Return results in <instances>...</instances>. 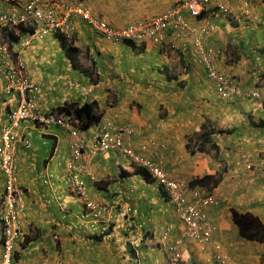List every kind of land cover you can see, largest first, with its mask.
Segmentation results:
<instances>
[{"label":"crops","instance_id":"1","mask_svg":"<svg viewBox=\"0 0 264 264\" xmlns=\"http://www.w3.org/2000/svg\"><path fill=\"white\" fill-rule=\"evenodd\" d=\"M84 1L94 15L122 28L159 16L183 0ZM25 2L0 0V5L11 9ZM213 5L212 16L186 18L192 27L207 20L215 27L202 42L226 53L220 65L236 76L241 95L230 101L218 97L197 59L195 37L188 32H172L161 45L148 41L134 48L105 41L80 17H73L77 31L72 42L80 65L91 71L89 77L73 67L60 39L53 36L41 38L33 30L21 35L11 49L39 87L31 99L41 111H55L66 102H96L98 112L109 115L117 126L133 127L128 136L133 150L151 153L158 163L162 154V168L170 178L190 182L223 171L215 190H221L228 203L208 210L213 239L222 245L228 264H264V244L244 240L230 212L232 207L250 212L264 223V177L249 180L250 163L245 160L249 153L264 163V126L259 124L264 122V0H214ZM217 5L232 14L216 11ZM6 85L0 72V145L20 98L18 90L9 93ZM255 92L262 93L260 98L251 95ZM208 122L224 132L212 142L217 148L211 143L207 152L192 153L187 145L194 147L197 133ZM229 131H235L232 137ZM95 132L92 128L83 133L86 154L73 170L67 130L31 123L18 129L14 148L24 190L23 236L13 264H219L212 247L203 250L192 241L172 250L171 242L184 231L174 205L156 183L122 175L132 172L133 166L119 152L96 151ZM223 166L228 171L221 170ZM73 174L87 187V205L71 190ZM4 184L0 170V199ZM91 205L96 209L101 205L102 211ZM169 228L171 242L168 239L165 245L162 237ZM2 238L0 222V261Z\"/></svg>","mask_w":264,"mask_h":264},{"label":"built area","instance_id":"2","mask_svg":"<svg viewBox=\"0 0 264 264\" xmlns=\"http://www.w3.org/2000/svg\"><path fill=\"white\" fill-rule=\"evenodd\" d=\"M212 1L185 0L161 16L140 20L124 28H112L105 20L94 16L83 1L28 0L11 9H4L0 6V33L7 28L32 26L37 28V33L41 38L48 35L70 37L76 30L73 22V17L76 16L83 18L104 39L114 43L120 40H130L136 43L151 40L161 44L169 32H188L195 37V44L201 54V62L206 66L210 80L215 81L218 96L222 100H231L239 94V91L233 75L219 66L222 52L207 48L202 42L203 37L209 30H214V27L208 20L203 21V25L199 28L192 27L185 18V13L192 18L201 17L204 12L210 10ZM0 72L6 80L7 91L18 90L20 92V105L11 113L9 126L3 131L0 145V169L6 179L5 194L1 203L4 255L0 264H12L16 243L22 236L20 218L23 211V193L20 189L14 148V141L18 138L16 130L26 121L35 125H60L67 129L73 137L71 150L76 160L82 157L85 145L73 117L65 114L45 115L36 109L33 102L28 99V95L37 92V86L25 74L22 59L15 57L10 48L2 42H0ZM251 95L260 97L259 92ZM105 121L106 124L101 126L95 137V146L100 150L115 149L131 162L148 168L177 203L178 213L186 226L184 236L202 245L210 243L211 230L202 208L214 204L215 201L208 198L198 204L188 203L179 183L169 180L159 167L152 165L145 157L135 154L125 144V136L128 137L132 133L131 127L116 129L108 117ZM259 172L263 174L264 170L260 169ZM71 190L79 196H86V188L76 174L71 178ZM217 259L225 263V256L220 253Z\"/></svg>","mask_w":264,"mask_h":264},{"label":"clouds","instance_id":"3","mask_svg":"<svg viewBox=\"0 0 264 264\" xmlns=\"http://www.w3.org/2000/svg\"><path fill=\"white\" fill-rule=\"evenodd\" d=\"M28 0H26V2H27ZM52 1H54V0H52ZM67 1V0H66ZM79 1H83L84 3H85V1L84 0H76V1H68V2H79ZM185 0H183L182 2H184ZM25 2V3H26ZM181 2V3H182ZM180 3V4H181ZM213 3H214V0L212 1V5H211V8H210V10H208V11H206V12H204L203 13V15L201 16V17H199V18H194V19H197V20H202V18H203V16L204 15H206V14H209L210 16H212L213 15V12H214V5H213ZM24 4V3H23ZM86 5V4H85ZM177 5H179V4H177ZM176 5V6H177ZM1 6V5H0ZM87 6V5H86ZM176 6H174L173 8H175ZM88 7V6H87ZM173 8H171V9H173ZM243 8H244V10L247 12L246 14H250L249 12H250V10H249V5H248V3H244L243 4ZM90 9V8H89ZM171 9H169V10H171ZM91 10V9H90ZM169 10H167V11H169ZM166 11V12H167ZM216 11H220V12H223V11H226V12H228L229 13V15H231L232 14V12H231V10L230 9H227L225 6H221V5H217L216 6ZM165 12V13H166ZM93 13V12H92ZM165 13H163V14H165ZM163 14H161V15H163ZM94 15V14H93ZM161 15H159V16H161ZM186 15H188L187 13H185V18H186ZM94 16H96V15H94ZM189 16V15H188ZM76 17H80V16H76ZM97 17V16H96ZM156 17H158V16H156ZM81 18V17H80ZM98 19H102V18H99V17H97ZM151 18H155V17H147V18H143V19H140V20H144V19H151ZM192 18V17H191ZM82 20H83V18H81ZM187 19V18H186ZM102 20H105V19H102ZM140 20H137V21H140ZM84 22H86L85 20H83ZM109 25H110V27H112V28H118V27H116V26H113L112 24H110L107 20H105ZM137 21H135V22H137ZM135 22H133V23H131V24H134ZM87 23V22H86ZM211 23V22H210ZM75 24V23H74ZM88 24V23H87ZM131 24H129V25H131ZM212 24V23H211ZM89 25V24H88ZM129 25H127V26H129ZM75 26H76V30H75V32H74V34L73 35H71L70 37H67V36H65V35H55V36H53V35H48V36H53V37H55V38H58L57 36H63V37H65L67 40H69V41H72V39H73V37H74V35H75V33H76V31H77V25L75 24ZM90 26V25H89ZM127 26H125V27H127ZM212 26H213V24H212ZM20 26H17V27H14V28H19ZM22 27H25V26H22ZM91 27V26H90ZM214 27V26H213ZM25 28H30V29H32V30H35L36 31V34L39 36V34L37 33V28L36 27H32V26H27V27H25ZM122 28H124V27H122ZM13 28H7V30H12ZM214 29H215V27H214ZM3 30H6V29H3ZM3 30L1 31V33H0V42H2V43H4V44H6L9 48H10V50L12 51V49H11V46H9L7 43H6V41L4 40V38H3V36H2V32H3ZM94 31V30H93ZM96 32V31H95ZM97 33V32H96ZM172 32H169L168 33V35L169 34H171ZM98 34V33H97ZM102 39H104L100 34H98ZM167 35V36H168ZM40 37V36H39ZM45 37H47V36H45ZM45 37H43V38H45ZM105 41H107L106 39H104ZM166 40V39H165ZM148 41H151V40H147V41H144V42H141V43H136V42H133V41H130V40H120V41H117V42H115V43H125V44H128L129 46H131V47H134V48H137L138 46H140V45H142L143 43H145V42H148ZM109 42V41H108ZM151 42H153V43H155L154 41H151ZM165 42V41H164ZM163 42V43H164ZM111 43H114V42H111ZM163 43H161V44H163ZM155 44H157V43H155ZM161 44H158V45H161ZM205 47H207V46H205ZM211 49H214L215 51H220V52H222V56H221V58H220V60L219 61H221V60H224V58H226V53L225 52H223L222 50H220V49H217V48H213V47H211ZM13 53V52H12ZM13 55H14V53H13ZM15 56V55H14ZM15 57H17V56H15ZM198 59V61L200 62V64L204 67V69L205 70H207V68H206V66L201 62V59H200V53H199V57L197 58ZM24 64V63H23ZM219 66H221L220 65V62H219ZM24 69H25V67H24ZM227 70V69H226ZM227 72L228 73H230L231 75H233V77H235V75L232 73V72H230L229 70H227ZM25 74L27 75V73H26V70H25ZM206 74H207V77H208V79L210 80V78H209V76H208V70H207V72H206ZM28 77V76H27ZM29 78V77H28ZM30 81H31V79H29ZM236 80V79H235ZM211 81V80H210ZM33 82V81H32ZM236 82V86H237V88H238V84H237V80L235 81ZM34 83V82H33ZM35 84V83H34ZM36 85V84H35ZM37 86V85H36ZM214 87H215V85H214ZM37 88H38V91L37 92H34V93H32V94H29L28 95V99L29 100H31L32 101V99H31V96L32 95H34V94H37V93H39V87L37 86ZM215 90H216V87H215ZM14 91H17V90H14ZM238 91H239V94L237 95V96H235L233 99H231V100H234V99H236V98H238V97H240L241 95H240V90H239V88H238ZM13 92V91H12ZM9 93H11V92H9ZM20 93V92H19ZM216 93H217V91H216ZM20 95V94H19ZM218 95V94H217ZM240 95V96H239ZM262 95V93L260 94V96ZM260 98V97H259ZM222 101H230V100H222ZM33 102V101H32ZM33 104L35 105V103L33 102ZM20 105V98H19V104H18V106ZM18 106L14 109V111L18 108ZM35 107H36V109L37 110H39V111H41V109L39 108V107H37V105H35ZM14 111H12L11 113H13ZM43 114H45V115H50V114H56V115H60V114H65V115H67V116H70V117H73L74 118V116H72V115H69V114H67V113H64V112H57V111H51V112H46V111H41ZM11 113H10V115H11ZM101 114V113H100ZM109 118V120H110V122H112L113 123V125L115 126V128L116 129H121V128H127V127H131L132 128V130H133V127L132 126H127V127H119V126H117L116 124H115V122L109 117V115L107 116V114H102V120L96 125V126H94L93 128H95L96 129V132H95V134H94V137H93V147H94V149L96 150V151H112V150H114V151H117V150H115V149H109V150H100L97 146H95V137L97 136V134L99 133V130H100V128H101V126H103V125H105L106 124V121H105V119L106 118ZM75 120V119H74ZM9 123H10V117H9ZM23 123H31V122H23ZM22 123V124H23ZM75 123V125L77 126V129L80 131V133H81V136L83 135V133H85V132H82L81 131V129L79 128V124H77L76 122H74ZM21 124V125H22ZM31 124H33V123H31ZM33 125H35V124H33ZM8 126H9V124H8ZM7 126V127H8ZM35 126H42V127H47V126H57V127H60V128H62V129H64V130H67V129H65V128H63V127H61L60 125H35ZM21 127V126H20ZM19 127V128H20ZM92 129V128H91ZM18 131V129L16 130V132ZM68 131V130H67ZM69 132V131H68ZM133 132V131H132ZM70 133V132H69ZM17 134V133H16ZM70 135H71V133H70ZM130 135H132V133L130 134ZM129 135V136H130ZM71 137H72V135H71ZM83 139V138H82ZM128 139H129V137H127V136H125V144L131 149V150H133L132 149V147H131V145L128 143L129 141H128ZM83 141H84V149H83V155H82V157L80 158V159H78V160H76L75 159V157H74V154H73V152H72V150H71V144H72V142H73V137H72V142L70 143V150H71V153H72V157H71V161H70V167L73 169V170H75V166H76V164H77V162L78 161H80V160H82L83 158H84V156H85V154H86V150H87V145H86V141L83 139ZM154 147H156V144L155 143H153V148ZM117 152H119V151H117ZM133 152L135 153V154H138V155H140V156H142V157H145L146 159H148L150 162H151V164L152 165H154V166H157V167H159L163 172H164V170H163V168H162V164H163V157H162V154H160L161 156H160V160H161V162L160 163H158V162H156L155 161V159H154V157H153V155L150 153V154H148V155H144L143 153H141V152H139V151H136V150H133ZM120 153V152H119ZM16 154V153H15ZM122 156H123V158L130 164V165H132L133 166V168L131 169V170H134V169H136L137 167H141V168H143L147 173H148V176L150 177V180L151 181H149V182H152V183H156L157 184V186L162 190V193H163V195L168 199V201H170L173 205H174V207H175V213H176V215H177V217L181 220V222H182V224H183V226H184V231H183V233H182V235L179 237V238H177V239H175L173 242H171V240H170V238H171V234H170V228L169 229H167L166 230V232L164 233V235H163V237H162V239H163V241H164V243L163 244H165V245H168L170 242L171 243H174V245L172 244V250H176L177 248H179V247H181L184 243H186L187 241H192V242H195L196 244H198L201 248H203V250H206L207 248H209V247H212L213 248V250H214V256H215V261L217 262V263H219V264H223L221 261H219L218 259H217V256L219 255V253L221 254V255H223V256H225V263L224 264H228V257L225 255V253H224V250H223V248H222V245L220 244V243H218L217 241H214V239H213V233H212V228H211V223H210V219H209V213H208V210H209V208H217L220 204H222V201L223 200H219L215 195H212L210 192L209 193H207L206 192V190L207 189H205V188H201V187H195V188H191L190 187V182H188V181H186V180H181V179H173V178H170L165 172H164V174L166 175V177L169 179V180H171V181H175V182H177V183H179L181 186H182V188H183V191H184V196H185V198H186V200H187V202L188 203H190V204H198V202H200V201H202V200H205V199H208V198H212L214 201H215V203L214 204H212V205H208V206H206L205 208L203 207L202 209H203V213L207 216V220H208V223H209V225H208V227L210 228V230H211V235H212V237H211V242L210 243H208V244H206V245H202V244H200V243H198V242H196V241H193V240H191V239H188V238H186L185 236H184V232H185V228H186V226H185V224H184V222H183V220H182V218H181V216L179 215V213H178V205H177V203L174 201V199L172 198V196L166 191V189H165V187H164V185H162L153 175H152V173L150 172V170L148 169V168H145V167H143V166H141V165H138V164H136L135 162H131L128 158H125L124 157V155L122 154V153H120ZM17 161V160H16ZM250 164H251V162H249ZM72 165V166H71ZM71 168H69V170L71 169ZM250 168V167H249ZM260 169H263L264 170V163L261 161V162H258V165L256 166V168H255V171L252 173V171H251V175L252 176H257V177H260V178H263L264 177V173L263 174H261L260 172H259V170ZM1 170V169H0ZM2 172V171H1ZM2 174H3V172H2ZM217 174V173H216ZM218 174H221L222 175V177H223V174H224V172L223 171H221V172H219ZM73 175H75V174H73ZM207 175H209V174H207ZM212 175H214V174H212ZM4 176V175H3ZM206 176V175H205ZM204 177V176H203ZM5 178V177H4ZM72 178V177H71ZM80 178V177H79ZM200 178H202V177H200ZM91 179H93L94 180V178L92 177ZM196 179V178H195ZM71 180V179H70ZM81 180V179H80ZM92 180V181H93ZM194 180V179H193ZM147 181V180H146ZM82 182V181H81ZM222 182V181H221ZM83 183V182H82ZM70 184H71V182H70ZM221 184V183H220ZM85 186V188H86V196L84 197V196H79L78 194H76L77 196H79L83 201H84V203H86V205L87 204H89V201H90V198H89V196H88V190H87V187H86V185H84ZM5 187H6V179H5V184H4V189H3V194H2V196H1V199H0V222H1V225H2V232H3V224H2V221H1V203H2V200H3V197H4V194H5ZM20 189H21V191H22V193H23V195H24V190H23V188L22 187H20ZM215 190V189H214ZM23 195H22V202H23ZM23 206V205H22ZM91 209H95V210H98V211H102V206L100 205L99 206V208L98 209H96V208H94L92 205H91ZM22 215H23V211H22V214H21V217H22ZM20 223H21V218H20ZM21 230H22V226H21ZM22 236H23V231H22ZM168 239H169V243L167 244V242H168ZM19 240V239H18ZM2 244H3V238H2ZM17 244V243H16ZM16 247V246H15ZM3 248H4V246H3ZM3 255H4V252H3ZM3 255H2V260L0 261V263H2V261H3ZM14 255H15V250H14V253H13V262H14ZM179 255V256H178ZM181 256H180V253H177V258H180ZM13 262H12V264H13Z\"/></svg>","mask_w":264,"mask_h":264},{"label":"trees","instance_id":"4","mask_svg":"<svg viewBox=\"0 0 264 264\" xmlns=\"http://www.w3.org/2000/svg\"><path fill=\"white\" fill-rule=\"evenodd\" d=\"M33 30L30 28H25L20 26L19 28H13L12 30H3L2 36L6 43L9 46H12L13 43L18 42L21 35H25L27 33H32ZM57 39H60L62 46L64 47L67 56L69 57L73 67L78 70L80 73L84 74L85 76H91V71L86 68H83L79 63V51L77 47L74 46L72 41L67 40L63 36H57ZM221 67V66H220ZM223 70H226V68H223ZM207 72V70H205ZM233 77V76H232ZM233 79L237 80L236 76L233 77ZM235 80V81H236ZM213 85H215V81L211 80ZM219 97V96H218ZM221 99V97H219ZM222 100V99H221ZM55 111L57 112H64L69 115L74 116L75 122L79 124V128L82 132H87L94 126H96L101 120H102V114L98 112V105L96 102L92 103H85L80 105L76 102H66L63 106L57 108ZM253 124V123H251ZM260 126H264V122H259ZM258 126V125H256ZM255 126V127H256ZM202 129V130H201ZM201 132L197 133L196 136H198L196 143L194 144V147H192L190 144L187 145V149L191 150L192 153H205L207 152L206 148L209 144L214 142L216 135L223 134L224 132L221 130H217L216 127L212 126L210 122L204 123L203 128L201 127ZM229 134L235 133V131H229ZM216 143H212V147L217 148ZM122 175H126V177L130 176H142L145 180L148 182L151 181L150 177L148 176V173L141 167H137L132 172H122ZM222 181V175L221 174H209L202 178H196L190 182V187H201L205 188L207 190L211 189L210 191H213L214 189L218 188ZM232 220L234 224L238 227L240 236L248 241L253 243H259L264 244V223L260 219L259 216L254 215L250 212H240L238 209L232 207L230 209ZM185 264H192L189 261H187ZM196 264V263H193Z\"/></svg>","mask_w":264,"mask_h":264},{"label":"rangeland","instance_id":"5","mask_svg":"<svg viewBox=\"0 0 264 264\" xmlns=\"http://www.w3.org/2000/svg\"><path fill=\"white\" fill-rule=\"evenodd\" d=\"M140 19H143V18H140ZM140 19H138V20H140ZM264 94V93H263ZM235 114H238V113H235ZM243 117H245L246 118V116H243ZM228 136V135H227ZM226 136V137H227ZM233 135L231 134V137H232ZM217 140H218V142H219V144H221V148H222V144H223V142H220V139L217 137ZM229 150V149H228ZM247 152H245V154H246ZM248 155H250L249 153H247L246 155H245V160H246V162H251V164H250V168L248 169H246L247 171H248V173H251V171H252V173L255 171V168H256V166L258 165V160L259 159H261V158H258V157H255V156H250V157H248ZM161 156V155H160ZM221 169V168H220ZM223 169H226L227 171H228V169L226 168V167H222V169L221 170H223ZM258 179H260V177H257V176H252L251 174H250V176H249V180H252V181H258ZM211 189H209V190H206V192L207 193H211L212 195H215L219 200H223L222 201V204H220L216 209H218V210H220V209H222V208H224L226 205H227V203H228V201L226 200V197L222 194V191L221 190H213V191H210ZM251 191V190H250ZM239 193H241V195L243 194V189H241V191H239ZM240 196V195H239ZM158 242V241H157ZM163 244V243H162ZM186 258V257H185ZM188 260V258H186V261ZM179 264H185L183 261H179L178 262Z\"/></svg>","mask_w":264,"mask_h":264}]
</instances>
